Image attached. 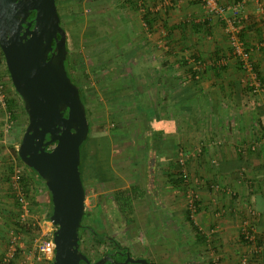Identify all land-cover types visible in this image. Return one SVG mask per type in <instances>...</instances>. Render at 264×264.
I'll return each mask as SVG.
<instances>
[{
  "label": "rangeland",
  "instance_id": "1",
  "mask_svg": "<svg viewBox=\"0 0 264 264\" xmlns=\"http://www.w3.org/2000/svg\"><path fill=\"white\" fill-rule=\"evenodd\" d=\"M55 5L60 26L66 35L68 73L78 86L87 110L90 136L96 142L101 137L108 139V165L111 163L109 167L112 165L119 172L121 183L130 184V181H145L153 177L163 179L168 173L175 175L178 169L174 161L181 159L183 166L179 171L186 177L185 183L177 188L186 213V195L191 191L196 194L198 203L202 189L205 188H209L208 193L214 196L227 193L229 196L237 195L230 182H223L221 175L224 174L220 171L222 167H231L235 175H226L225 180L239 178L246 183L253 182L250 177L252 170L243 164L248 167L257 161H264V155L261 156L260 149H257V136L247 126L251 137L248 143L234 138L224 139L218 128L221 130L225 125L235 128L237 125L212 123L207 107L209 104L215 105V102L232 100L233 90L239 87L245 91V97L241 99H244L243 111L247 115L251 112L254 95L264 90L256 77L259 67L256 64L257 56L264 55V0H211L210 5L204 0H55ZM219 8L223 11L216 12L215 9ZM144 16H149L150 28ZM233 17L238 18L235 27L243 30V46L249 52L252 67L256 66L257 71L253 68L250 71L239 68L231 53L228 32ZM256 18L258 20L254 21ZM193 55L199 56V67L194 65L196 61L192 60ZM182 59L186 61L185 64ZM165 60H169L170 64L162 66ZM190 63L199 71L195 82L190 78ZM215 66L218 69L224 66L225 69L215 73ZM5 68V63L0 60V152L3 153L6 147L8 149L5 151L9 153L7 159L0 154V159L5 157L3 163L7 166V175L4 183L13 216L9 219V229L2 236V255L7 250L9 237L15 236L17 245L12 264H45L47 260L37 253L36 247L45 240L47 232L54 226L50 225L40 202L45 184L33 176L31 196L26 199L28 208L25 219L22 223L17 222L23 210L14 200L16 194L12 178L16 170L26 173L27 169L18 162L12 150H16L14 146L17 147L21 139L27 125V116L24 108L18 106L20 101ZM165 77L183 80L185 85L181 88L195 86L196 92L190 97V105L196 122L179 124L181 138L174 152V165H165L163 172L155 166L156 159L149 147L150 131L141 125L142 112L139 108H148L147 98L156 104L160 102L159 79L164 81ZM226 85L230 88L227 92L224 90ZM233 85L235 88H232ZM133 88H136V93ZM255 89L259 91L255 92ZM136 97L140 103L135 102ZM10 100L16 102L13 114L7 108ZM214 109L213 114L219 115L220 109L217 106ZM111 113L122 115L112 119ZM222 113L225 116L228 112ZM205 117L208 120L204 122ZM208 122H211V126ZM188 128L191 131L188 132ZM9 155L13 158L8 159ZM237 158L242 159L239 168L235 164ZM148 164L155 166V170L147 168ZM211 181L213 183H208ZM83 187L84 224L98 233L112 237L127 247L132 256H142L149 259L151 264H158L155 250L145 249V238L140 232L143 208L147 203L144 197L137 199L127 195L116 201L115 193L125 191L123 185L117 183L96 186L94 181L89 180L84 182ZM126 198L129 200L126 201ZM198 208L199 204L197 211ZM98 211L101 218L96 215ZM187 222L193 224L190 218ZM19 224L23 227L18 231L21 227ZM112 248L113 245L107 240L98 243L88 231H80L79 250L91 263ZM191 260L193 256L187 250V245L181 244L180 262L176 259L174 262L191 264Z\"/></svg>",
  "mask_w": 264,
  "mask_h": 264
},
{
  "label": "water",
  "instance_id": "2",
  "mask_svg": "<svg viewBox=\"0 0 264 264\" xmlns=\"http://www.w3.org/2000/svg\"><path fill=\"white\" fill-rule=\"evenodd\" d=\"M0 51L27 116L17 156L50 194L48 220L55 227L51 264H150L128 252L120 262L104 254L91 263L79 250L85 210L79 149L89 127L79 88L64 66L66 35L55 0H0Z\"/></svg>",
  "mask_w": 264,
  "mask_h": 264
},
{
  "label": "crops",
  "instance_id": "3",
  "mask_svg": "<svg viewBox=\"0 0 264 264\" xmlns=\"http://www.w3.org/2000/svg\"><path fill=\"white\" fill-rule=\"evenodd\" d=\"M257 20L258 18L254 21ZM263 62L264 55L257 56L256 64L259 66L257 69L258 72L260 71V77L263 79L262 87H264ZM204 85L206 86V84ZM227 85L224 88L225 92L230 89ZM232 88H235V86ZM244 93L243 89L237 87V89L233 90L232 95L230 94L232 100L215 102V105L214 103L209 104L207 107L209 112L207 113L211 115L210 121L212 123L216 122L219 124L220 122H224L237 125L235 128L228 127V125L223 126L221 130L218 128L221 131L219 133L226 140L234 138V140L239 142L248 143L251 138L249 136L250 131L247 130L248 126L252 130V133L257 136L256 140L258 139L259 143V145L257 144V149H260V155L262 156L264 155V90L261 89V93L258 92L254 95L251 112H248L249 114L247 115L243 111L244 99H241V97H245ZM212 98L211 95L210 99ZM216 106L220 109L219 115L213 114ZM226 111L228 113L223 116L222 112ZM207 120L208 118L205 117L204 122ZM181 122L189 121L188 119L181 118L176 110H172L166 120L162 119L156 124L157 128L155 127V129H161L160 139L171 140L165 146L163 143L162 145H156V148L154 147L155 149L152 150L154 158L161 160L160 163L156 161L155 166L161 168L163 172L165 162L162 161L172 159L177 146L180 144L179 124ZM195 122V118L192 116L190 123ZM211 122L207 124L210 123L211 126ZM186 130L189 132L191 128ZM11 136H13V133H11ZM261 139L263 140L262 143ZM170 143L172 147L169 145ZM14 147L16 148V146ZM207 147L206 145L205 148ZM5 149L8 148L5 147ZM5 149L0 154H3L7 159L9 153H6ZM10 157L13 158L12 155H9L8 159ZM4 158L0 159V259L4 250L2 236L9 229V219L13 216L11 214L13 213V208L10 207V197H8L6 184L4 183L6 180L5 175H7L5 173L7 166L3 163ZM155 166L151 167L148 164L147 168L152 171L155 170ZM244 167L253 171V173L251 171L250 176L253 182H247L248 187L243 179L241 181L239 178L231 181L225 180V178L227 179L226 175L235 176L231 167L225 166L220 169L221 174H224L223 176L221 175L224 179L223 182H230V185L235 187L237 195L229 196L227 193L225 195L214 196L208 193L209 188L202 189L199 208L196 214L197 222L195 221L196 225L192 224L193 228L186 221L185 215H183L185 212L181 205L178 186H173L166 178L153 177L145 181H130V184L121 183L123 185L122 189H125L129 193L128 196L130 198L136 197L138 199V197L143 196L144 201L147 202L144 207L145 209L143 208V221L140 224V232L145 238V249L150 250L153 248L155 250L158 264H180L179 251L181 244H186L187 250L193 256L191 264H240L241 257L245 254L248 256V253L252 250V245L243 240L240 235L239 229L244 221L252 225L256 233V244L260 245L261 240L264 238V161H257L248 167L244 164ZM110 170L118 177H121L112 165L110 166ZM122 181L125 183L124 179ZM98 186L102 185L99 184ZM42 192L43 195L40 202L47 216L51 207L50 194L46 188ZM249 209L252 211V215L249 213ZM44 218L45 215L43 216V220ZM174 259L179 262H174ZM50 261H45V264H50ZM249 264H264V252L261 255L251 256Z\"/></svg>",
  "mask_w": 264,
  "mask_h": 264
},
{
  "label": "trees",
  "instance_id": "4",
  "mask_svg": "<svg viewBox=\"0 0 264 264\" xmlns=\"http://www.w3.org/2000/svg\"><path fill=\"white\" fill-rule=\"evenodd\" d=\"M33 17H34V12L31 13V15L29 16V19L30 18L33 19ZM148 17L149 16H144V21L150 28L151 27V21L148 19ZM238 37H239V40L243 43L244 37H243V30L242 29L239 30ZM263 43H264V41H263ZM128 56H130V55L128 54ZM193 57L194 58H192V60L196 61V62H194V65L196 64L198 66V61L199 62L201 61L199 56L193 55ZM0 60L4 62L3 54L1 51H0ZM182 62L184 64L186 63V61L184 59H182ZM237 63L239 65V68H241L240 62L237 61ZM168 64H170L169 60H165L162 63V66L163 65L166 66ZM190 65H191V63H190ZM192 65H193V63H192ZM192 65L190 67L189 66L188 67H189V72H190V78H191L192 82H195L199 71L196 70L195 67L193 68ZM65 68H66L67 73H68L67 59H66ZM252 68L254 71H257L256 66H253ZM221 69H225V67L222 66ZM221 69H218L215 66L213 68V71L215 73H218V70H221ZM156 70H157V68H156ZM5 72L8 74L6 68H5ZM256 73H257L256 74L257 81L259 82V84H262L263 79L260 77L259 72H256ZM167 77H169V76H167ZM167 77H165L164 81L162 78H161L162 80L159 79V81L161 82V86H160V89L158 91V96H160V102L156 104L155 102H152L151 98H150V100H149V98H147V101L149 103V105L147 104L148 108H142V107L139 108L142 112L141 125H142L143 129L150 131L149 142L151 144H149L150 145L149 147H151L152 150L155 149L156 148L155 146L156 145L158 146V144L162 145V143H163L165 146V144H168V142H171L170 139H166V140L160 139L161 129H159V130L155 129V127L157 128L156 124L160 120H162V119L166 120V118L169 116V114L172 112V110H176L177 114L181 118L188 119L189 122L192 120V115L194 114L192 112L193 110H192V107L190 105V97L192 94H194L196 92L195 86H192V88H190V86L181 88L183 85H185V82L183 80L176 81L174 78H167ZM168 80L170 82H168ZM165 81H167V82H165ZM72 82L75 83V81H72ZM196 83H197V81H196ZM195 84H193V85H195ZM233 86H235V85H233ZM252 89H254V88H252ZM132 90L134 91V93H136V88L135 89L133 88ZM115 91H118V89ZM79 92H80V90H79ZM114 92H110V93H114ZM15 95L17 96V98L20 101V104H18V106H20V108L23 109V104H22L20 97L16 94V92H15ZM136 96H138V95H136ZM81 100L83 102L82 97H81ZM135 102L140 103V99L138 97H136ZM15 106H16V102L14 100H10L8 102L7 108L10 110V112L12 114H13V109ZM136 106H138V104ZM85 112H86V116H87V110H85ZM121 115H122L121 113H111L110 117L113 119L116 117H120ZM46 139H48L47 135H46ZM169 145L172 147L171 143ZM109 149H110V143L108 142V139L101 137V138H99V141L96 142V139L93 138L92 136H90V128H89L87 138L83 141V143L81 144L80 149H79L78 171H79V176H80L82 185L84 184V182L89 181V180H92V182L94 181L96 183V186L99 184L102 186L109 185V184H115V183L121 184L120 178L110 170V167L108 165V154L110 153ZM248 150H250V149H248ZM12 153L16 156L18 162L22 163L20 161V159L17 157L16 150H12ZM173 157L170 160H167V161L165 160L162 162H165V165L166 164H168L170 166H173L174 164L176 165V167L178 169L177 174L174 175V174L168 173L166 175V179L169 180V182L173 186H179V185H182L183 183H185V179H184L181 171H179L182 166L179 164V162L177 160L174 161V164H173ZM156 158H157V155H156ZM156 161H157V163L161 162V160L159 158ZM239 163L240 164L242 163V159L237 158L236 163H235L236 168L241 167V166H239ZM24 167L27 169V172L26 173L20 172L17 182L21 188L22 195L24 196L25 199L28 200V199H30V196H31L30 193L32 190L31 189L32 178L35 177V179H39V180H41V179L38 177V175L33 170L29 169L25 165H24ZM29 173H31V175ZM14 193L16 194V190H14ZM127 195H129V193L126 190L124 192L119 190L117 193H115L114 198L116 201H119L120 197H122V196L127 197ZM127 199L128 198H126V201H127ZM14 200L16 202V205L19 206L20 204H19V201L17 198V194L14 196ZM196 204L197 205L199 204L198 201ZM51 211H52V207H50V212L46 216L47 219L49 218ZM96 215H97V217L101 218L100 211H98V213L96 212ZM84 218H85V214H83V216L81 218V226L78 230V236H79V233L82 229V230L88 231V233L91 234V236L93 237V239L96 242L104 243L106 241V239H108L107 235L105 233H98L97 234L96 231L91 226L84 224ZM185 218L188 221L189 214L187 211L185 213ZM93 219H94V217H93ZM95 221L97 222L98 220L96 219ZM95 221H94V223H95ZM19 225L21 227H19L18 231L20 229H22V227H23L22 224H19ZM190 225L192 226V224H190ZM192 228H193V226H192ZM110 240L114 243L113 249L120 250L122 252L128 250L127 247L120 245L115 239H110ZM78 242H79V239H78ZM51 262H52V259L50 261V264H51ZM10 264H12V263H10ZM80 264H84V263L81 262Z\"/></svg>",
  "mask_w": 264,
  "mask_h": 264
},
{
  "label": "built area",
  "instance_id": "5",
  "mask_svg": "<svg viewBox=\"0 0 264 264\" xmlns=\"http://www.w3.org/2000/svg\"><path fill=\"white\" fill-rule=\"evenodd\" d=\"M207 5L211 4V0H204ZM214 8V7H212ZM216 12H222L223 9H215ZM238 22V18L236 17L229 22V43H230V49L231 53L234 55L236 60L240 62L241 68L245 71H250L252 69V65L250 63V55L249 52L245 49L243 46V43L238 38V28L235 27V23ZM223 61V60H222ZM199 63V61H198ZM255 92L258 91V89L254 90ZM253 150V147L250 148ZM240 151V150H238ZM242 152V151H241ZM240 152V153H241ZM178 162L181 166H183V162L181 159H178ZM20 174V170L15 171V175L12 178L13 182L12 185L14 189L16 190L17 198L19 201V204L23 210L22 214L20 215L18 219V223H22L25 219L27 208H28V202L24 198L21 192V188L18 185V177ZM182 175L185 179V175L182 172ZM197 196L192 191L187 193L186 195V210L189 214V218L193 221V224H195V217L197 214ZM249 213L252 215V211L249 209ZM51 225V224H50ZM196 225V224H195ZM52 226V225H51ZM53 227V226H52ZM55 228H51L47 234L45 240H43L37 247L36 251L39 255H41L46 260H51L53 258L54 253V244L52 241V232ZM240 235L242 236L243 240L246 242H249L252 245V250L248 253V256L245 254L240 259V264H249V258L254 255H261L264 252V238L261 240L260 245L256 244V233L254 232V229L252 228V225L249 222L244 221L240 226ZM17 238L15 236L9 237L8 247L5 253L2 255L0 259V264H10L14 260V255L16 252V245H17Z\"/></svg>",
  "mask_w": 264,
  "mask_h": 264
},
{
  "label": "flooded vegetation",
  "instance_id": "6",
  "mask_svg": "<svg viewBox=\"0 0 264 264\" xmlns=\"http://www.w3.org/2000/svg\"><path fill=\"white\" fill-rule=\"evenodd\" d=\"M29 19V18H28ZM31 19V18H30ZM29 19V20H30ZM66 59L67 58H65V61H64V65L66 66ZM66 69V68H65ZM66 72H67V70H66ZM68 74V73H67ZM69 75V74H68ZM69 77H70V75H69ZM70 79H71V81H73V79L70 77ZM76 84V83H75ZM81 231H82V229H81ZM85 231V230H84ZM97 234H98V232H96ZM80 234V233H79ZM108 237V239H106L108 242H110L112 245H114V243L110 240V239H113L112 237H109V236H107ZM126 252H128L130 255H131V253L127 250V251H120V250H115V249H111L110 251H108V252H105L104 254H108L109 256H110V258L111 259H115V260H117V261H123L124 260V258H125V253ZM103 254V255H104ZM132 256V255H131ZM102 257V256H101ZM133 258H139V257H134V256H132ZM141 258H144V257H142L141 256ZM99 259V258H98ZM149 260V259H148ZM105 264H110L109 262H106ZM150 264H151V262H150Z\"/></svg>",
  "mask_w": 264,
  "mask_h": 264
}]
</instances>
